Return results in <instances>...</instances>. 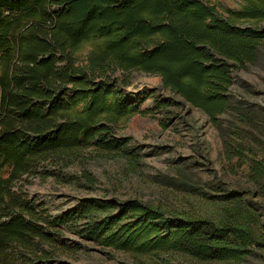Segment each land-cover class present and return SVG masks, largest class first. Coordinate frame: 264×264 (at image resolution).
<instances>
[{"label": "trees", "instance_id": "obj_1", "mask_svg": "<svg viewBox=\"0 0 264 264\" xmlns=\"http://www.w3.org/2000/svg\"><path fill=\"white\" fill-rule=\"evenodd\" d=\"M263 50L264 0L239 9L208 0H0V264H81L93 248L140 262L181 254L216 264L264 252V158L250 164L251 200L249 189L220 185L206 215L136 198H87L53 215L22 189L29 177L53 176L48 164L60 172L90 149L136 161L117 131L143 114L138 103L151 93L128 100L131 71L160 77L177 104L217 126L231 109L234 75ZM81 177L94 186L88 172Z\"/></svg>", "mask_w": 264, "mask_h": 264}, {"label": "rangeland", "instance_id": "obj_2", "mask_svg": "<svg viewBox=\"0 0 264 264\" xmlns=\"http://www.w3.org/2000/svg\"><path fill=\"white\" fill-rule=\"evenodd\" d=\"M222 9H239L245 0H208ZM125 89L128 100L142 99L143 114L132 117L118 137H129V147L138 157L129 163L117 157H102L93 149L83 153L73 165L42 180L29 177L23 192L42 204L51 214L74 209L87 198L128 200L162 204L170 210L206 215L211 194L218 186L245 194L251 200L253 184L248 181L251 161L264 158V50L257 63L234 75L230 92L231 109L213 126L199 111L176 103L178 97L161 88L160 77L131 71ZM174 103L156 108L157 100ZM250 117H246V115ZM243 115V116H242ZM245 117L250 122L240 120ZM244 148V149H243ZM242 154L228 159L226 151ZM88 172L95 180L92 188L81 177ZM24 179L17 185L22 184ZM262 201L261 198H252ZM264 203V202H263ZM93 248L81 257V264H216L199 263L181 254L134 259L129 253ZM241 264H264V252L256 251Z\"/></svg>", "mask_w": 264, "mask_h": 264}]
</instances>
